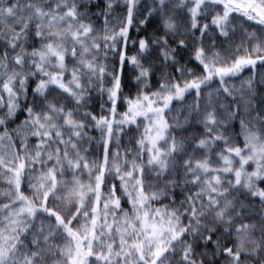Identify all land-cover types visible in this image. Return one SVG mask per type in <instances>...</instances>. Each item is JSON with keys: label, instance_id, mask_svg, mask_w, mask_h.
Wrapping results in <instances>:
<instances>
[{"label": "snow or ice", "instance_id": "6c2138e0", "mask_svg": "<svg viewBox=\"0 0 264 264\" xmlns=\"http://www.w3.org/2000/svg\"><path fill=\"white\" fill-rule=\"evenodd\" d=\"M0 264H264V0H0Z\"/></svg>", "mask_w": 264, "mask_h": 264}]
</instances>
